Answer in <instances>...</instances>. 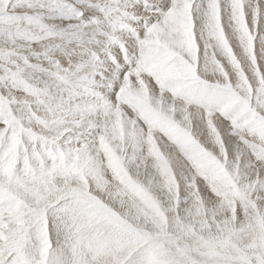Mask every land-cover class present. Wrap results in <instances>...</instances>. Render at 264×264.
<instances>
[{
	"label": "snow or ice",
	"instance_id": "snow-or-ice-1",
	"mask_svg": "<svg viewBox=\"0 0 264 264\" xmlns=\"http://www.w3.org/2000/svg\"><path fill=\"white\" fill-rule=\"evenodd\" d=\"M0 264H264V0H0Z\"/></svg>",
	"mask_w": 264,
	"mask_h": 264
}]
</instances>
